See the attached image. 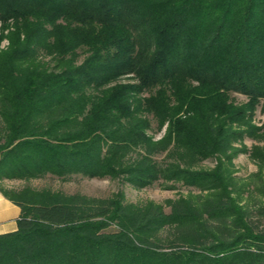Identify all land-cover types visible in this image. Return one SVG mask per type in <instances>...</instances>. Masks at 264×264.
Instances as JSON below:
<instances>
[{
	"label": "trees",
	"instance_id": "16d2710c",
	"mask_svg": "<svg viewBox=\"0 0 264 264\" xmlns=\"http://www.w3.org/2000/svg\"><path fill=\"white\" fill-rule=\"evenodd\" d=\"M262 101L264 0H0V182L199 191L134 204L0 185L20 208L0 264H264V186L232 173L239 153L262 172L244 144L264 141Z\"/></svg>",
	"mask_w": 264,
	"mask_h": 264
},
{
	"label": "rangeland",
	"instance_id": "374dc122",
	"mask_svg": "<svg viewBox=\"0 0 264 264\" xmlns=\"http://www.w3.org/2000/svg\"><path fill=\"white\" fill-rule=\"evenodd\" d=\"M6 41L1 43V47H5ZM232 99L236 103H243L246 97L241 94H232ZM264 101L258 106L255 111L253 122L257 126L264 123V112L261 106ZM264 127V126H263ZM161 134H156L155 137H160ZM244 144L251 150L253 147L264 148V141H254L249 138H244ZM232 173L239 178L240 181L251 182L253 188L256 184H263L264 186V166L262 172L259 173L257 179L251 178L259 170L258 159H252L250 154L239 153L232 161ZM216 165L214 158L202 162L198 168L209 169ZM0 185L8 191H18L23 188H31L34 190H50L53 192H61L66 195L81 194L89 198L105 199L112 197L115 194H123L126 202L139 204L146 201H153L163 204L167 199H176L180 196H185L189 193L199 194V191L192 189L189 190L181 184H178L175 189H168L160 184H155L143 189H135L131 185L123 182L121 179H87L80 176H75L69 181H62L53 176H46L40 179H33L29 181L23 180H4ZM166 212L169 211L165 208ZM113 231L114 228H110Z\"/></svg>",
	"mask_w": 264,
	"mask_h": 264
},
{
	"label": "crops",
	"instance_id": "0c3cea01",
	"mask_svg": "<svg viewBox=\"0 0 264 264\" xmlns=\"http://www.w3.org/2000/svg\"><path fill=\"white\" fill-rule=\"evenodd\" d=\"M19 216L20 208L0 193V234L14 232Z\"/></svg>",
	"mask_w": 264,
	"mask_h": 264
}]
</instances>
